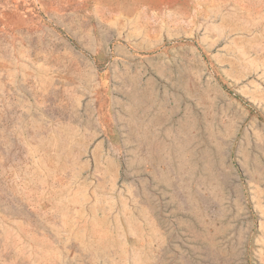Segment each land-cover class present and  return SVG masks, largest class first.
Listing matches in <instances>:
<instances>
[{
  "label": "rangeland",
  "instance_id": "374dc122",
  "mask_svg": "<svg viewBox=\"0 0 264 264\" xmlns=\"http://www.w3.org/2000/svg\"><path fill=\"white\" fill-rule=\"evenodd\" d=\"M234 94L264 119V0H0V264H264Z\"/></svg>",
  "mask_w": 264,
  "mask_h": 264
},
{
  "label": "trees",
  "instance_id": "16d2710c",
  "mask_svg": "<svg viewBox=\"0 0 264 264\" xmlns=\"http://www.w3.org/2000/svg\"><path fill=\"white\" fill-rule=\"evenodd\" d=\"M223 87L226 88L225 85H223ZM234 97H235L237 100H239L243 105H245V106L249 109V111H250L251 113L256 114L257 117H258V119H259L260 121L264 122V119L262 118V116L257 112V110H255V109L251 106V104H250L248 101H246L243 97H241V96H239V95H237V94H234Z\"/></svg>",
  "mask_w": 264,
  "mask_h": 264
}]
</instances>
